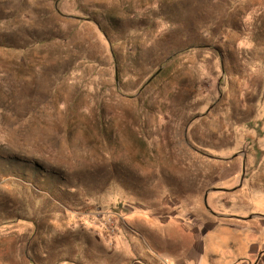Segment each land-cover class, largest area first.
Returning <instances> with one entry per match:
<instances>
[{
    "label": "rangeland",
    "instance_id": "obj_1",
    "mask_svg": "<svg viewBox=\"0 0 264 264\" xmlns=\"http://www.w3.org/2000/svg\"><path fill=\"white\" fill-rule=\"evenodd\" d=\"M56 2L0 0V264L221 170L205 205L264 216V0Z\"/></svg>",
    "mask_w": 264,
    "mask_h": 264
},
{
    "label": "crops",
    "instance_id": "obj_2",
    "mask_svg": "<svg viewBox=\"0 0 264 264\" xmlns=\"http://www.w3.org/2000/svg\"><path fill=\"white\" fill-rule=\"evenodd\" d=\"M255 160L245 162L251 165ZM239 162L238 159L235 165ZM219 174L200 181L203 194L177 197L173 194L180 188L177 183L171 188V202L167 205L143 203L127 212H114L117 217L113 232L102 233L104 239L84 235L87 240L79 242V249L75 242L64 244L59 249L63 254L60 261L67 264L72 258L75 264H264L263 246L255 245L264 240V216H224L205 205L204 197L214 190L211 185L219 181ZM230 175L233 174L223 173V179ZM254 186L264 187V174ZM87 243L96 252L82 247Z\"/></svg>",
    "mask_w": 264,
    "mask_h": 264
}]
</instances>
